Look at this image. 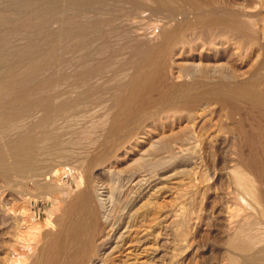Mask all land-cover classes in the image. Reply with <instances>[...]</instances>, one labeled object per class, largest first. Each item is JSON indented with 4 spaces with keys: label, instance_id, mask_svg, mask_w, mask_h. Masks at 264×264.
<instances>
[{
    "label": "rangeland",
    "instance_id": "rangeland-1",
    "mask_svg": "<svg viewBox=\"0 0 264 264\" xmlns=\"http://www.w3.org/2000/svg\"><path fill=\"white\" fill-rule=\"evenodd\" d=\"M29 1L44 27L0 29V76L12 84L0 147L35 126L38 150L26 177L0 174V264L17 245L31 246L26 264H42L87 187L105 220L156 192V218L163 205L168 215L152 226L153 241L163 233L156 264H264V0ZM45 35L53 43L33 57L47 65L30 76L18 52ZM18 92L29 97L15 103ZM37 223L41 234L23 242Z\"/></svg>",
    "mask_w": 264,
    "mask_h": 264
},
{
    "label": "bare ground",
    "instance_id": "bare-ground-1",
    "mask_svg": "<svg viewBox=\"0 0 264 264\" xmlns=\"http://www.w3.org/2000/svg\"><path fill=\"white\" fill-rule=\"evenodd\" d=\"M174 1H176V3H177L178 0H174ZM71 2L73 3V1H71ZM8 3L11 5V8H9L7 10L0 11V29H2V30L3 29H12V30L16 31V30H18L19 28H22V27H25V28L26 27H28V28L30 27V28L33 29V28H36L37 26H40V24H41V27H44L45 26V24H44V21L45 20L43 21V20H41V18H38L37 15L34 12V10H35L34 7L35 6L34 7L32 6L33 2L31 3L29 0H21V1H18V0H10V1H8ZM55 3H57V2H55ZM109 3H111V2H109ZM171 3L169 2V4H171ZM191 4L194 5L195 3L194 4L191 3ZM137 7H139V6H137ZM163 7H166V6H163ZM166 8H168V6ZM198 8L200 9L201 7L199 6V7H197V9ZM42 9H45V8H42ZM193 9H194V7L192 8V10ZM180 10H182V9H180ZM39 11H38V13H39ZM46 11H47V9H46ZM42 12H43V10H42ZM46 13L48 15V12H46ZM160 14H165V13L163 12V13H160ZM49 16H50V18H52L51 17L52 14L49 15ZM44 17H43V19H44ZM42 21H43V25H42ZM46 22H47V20L45 21V23ZM81 22L83 23L84 21H81ZM69 25H68V27H69ZM81 26L82 25L80 24V27ZM63 27H64V24H63ZM70 27H71V25H70ZM83 27H85V30H83V28L81 27V29H82V31H81L80 28H79V26H78L79 29H76V30L81 31L80 34L82 32L84 33V31H86L87 28H86V25H84ZM65 30H67V29H64V31ZM99 30H101V29H99ZM54 34H53V36H55ZM100 35H101V33H100ZM53 36L51 37L52 39L54 38ZM80 37H81V35H80ZM51 38H50V36L45 35L44 38H42L40 40L42 43H40V42L39 43L38 42L35 43L34 42V44L32 43L29 47L25 48L23 51H19L18 50L19 51L18 52L16 50L18 52L19 57L21 56L23 58V59L21 58L23 61H24V59L27 61V64L26 63H24V64L27 65V71H28V74H30V76H33V74L39 73L42 70L43 66L44 65H47L46 64L47 61H48L47 59H43V58L38 59V58H34L33 56L37 54V56L41 57V55H42L41 54L42 47L47 46L48 43L49 44H52L53 43ZM50 39H51V41H50ZM72 39H74V38H72ZM53 41H56V39L53 40ZM88 41H87V43H88ZM72 42H74V41H72ZM85 43H86V41H85ZM61 46H63V45H61ZM64 46H66V45H64ZM80 46H82V45H79L78 47H80ZM6 48H7V46H6ZM51 48L52 47H50V49ZM53 48H56L55 47V44H54V47ZM53 48H52V50H54ZM59 48H60V46H59ZM70 49H71V47H70ZM57 50H54V52L55 53H58ZM68 51H69V49H68ZM17 52H15V53H17ZM49 52H51V51H49ZM55 53H53V54L55 55ZM49 55H52V54H49ZM54 55H52V56H54ZM55 56H57V55H55ZM46 58H48V57H46ZM56 60H57V58H56ZM53 61H55V60H53ZM17 67H18L17 65H13V66L11 65V67L9 66V71L10 72L15 71V69H17ZM30 76H29V78H30ZM3 79H5V78H1V76H0V96L3 95V97H4V95H5L4 93H7V92L9 93L11 91L10 86L12 84L10 85L9 83L5 82V80H3ZM19 79H20V77H17L16 76V78L14 80H15V82H17V81L20 82ZM42 86H44V85L42 84ZM233 92L236 93L235 91H233ZM250 92H252V91H250ZM21 93H22V91H21ZM247 93L248 92H246V94ZM16 95H17V97L15 98V103H21V101L23 102L24 99H26L27 97H29L27 93H25V94L23 93V95H21L18 92ZM247 95H250V93H248ZM251 95H252V93H251ZM255 96L257 97V94L256 95L254 94L251 97L256 98ZM30 97H31V95H30ZM249 97H248V99H249ZM13 102H14V99H13ZM125 106H127V105H125ZM13 107H14V104H13ZM10 109H13V108H10ZM34 111H36V110L34 109ZM9 114H10L9 111L8 112L7 111L0 112V122L7 121L9 119V117H10ZM201 114H202V112H201ZM16 116H18V115H16ZM35 130H36V127L35 126H31V127H29V129L26 132H24L22 135H20V137L16 141H11V142L5 144L4 145V148L3 147H0V174L5 173L7 175H14V176H17V177L24 178V177H26V175L30 171L33 170V167H34V159H35V156H36V152L38 151V150L36 151V149H37V146H36L37 145L36 144L37 143V140L35 141V138H36V136H35ZM235 174H236V172H235ZM237 174H239V173H237ZM249 182H247V183H249ZM247 183L244 181V178H238L237 179L238 187H240L241 190L244 193L247 192L248 191V188H249V186L247 185ZM251 186H252V184H251ZM95 188H98V186L95 187ZM86 189H85L84 192L83 191L80 192L81 194H79L77 197L69 200V202L65 206L66 207L65 208L66 216H64L61 219H59V223H58V226H57L58 227V231H57V233L55 231L56 234L53 235V237H52V239L50 241H48L49 243L46 246L47 248H46V250H44V251H46V253L45 252L43 253L44 254L43 255V259L44 260H43V263L42 264H156V255L154 254L155 251L153 252V249H152L153 248V242L156 241V237L158 238V236H160V234L163 235V233L157 234V236L155 234L154 236H156V237H154L155 239L153 241L152 240L153 238L151 239V237H150V236L153 237V235H152V232H153L152 226L158 220L160 222H162V223L166 222L167 221L166 219L168 217V215H166V212H164V210H166V208H167L166 205L161 206V204H160V206H161L160 207V210H161L162 214L158 218H156V214L155 213L156 212H159V210H157V209H156L157 211L155 210V208L158 207L157 204H156V202H155V198H154V197H156L155 196L156 194H154L156 192H153L151 194L150 192H151L152 189H150V191H148V192H145L144 193V199L146 197H147V199L141 205H139V207H138V203H137V199L139 197L137 198V196H136L135 201H136L137 204L135 205V207H137V208L135 209V207H134L131 210V212H129L125 217H122L121 216V218L119 220H117V219L115 220L109 214L111 216V218L108 215L109 218L107 217L106 220H105V218L102 216L101 208L96 203V200L92 196L91 191H88ZM99 190H100V188H99ZM160 197H162V196H160ZM60 200L61 199L58 198V201H59L58 203H59L60 207H64L65 201H60ZM158 200H159V198H158ZM138 202L140 203V200ZM154 205H156V206L154 207ZM122 213H124V212H122ZM230 213H232V212H230ZM159 214L157 213V215H159ZM105 215H107V213ZM161 224H159V226H162L163 227V230L162 231H164L167 228V226L166 225L163 226L164 224L163 225H161ZM41 228H42V226L39 223H37V224L32 225L31 227H29V229L27 231H24V232L21 233V236L20 237H21L22 241L24 242L26 240H29V241L34 240V238H32V237H34L35 235H40L41 234ZM165 237H163V238H165ZM161 240H162V238H161ZM25 243H27V242H25ZM30 248H31V246L25 247L24 248L25 251L23 252V251H21L23 249L20 248V245L14 246L13 247L14 256L12 257V259L10 261L11 264H26L27 263V253L29 252L28 249H30ZM9 249H10V247H9ZM259 261L256 260L255 258H253L249 262H247L246 264H259Z\"/></svg>",
    "mask_w": 264,
    "mask_h": 264
}]
</instances>
